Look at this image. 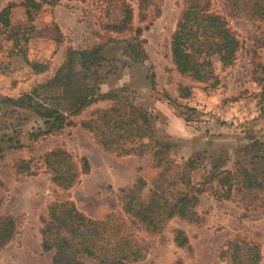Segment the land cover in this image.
Masks as SVG:
<instances>
[{
	"label": "rangeland",
	"instance_id": "1",
	"mask_svg": "<svg viewBox=\"0 0 264 264\" xmlns=\"http://www.w3.org/2000/svg\"><path fill=\"white\" fill-rule=\"evenodd\" d=\"M20 1L0 0V9L7 2ZM121 1L132 10L131 29L116 32L107 25L121 19ZM139 2L46 0L32 22L26 20L22 6L12 9L9 27L23 30L26 43L22 45V37L19 40L26 58L46 63L47 67L32 72L22 53L13 48L11 33L0 35V212H23L19 233L0 251V264H38L44 260L31 252L39 249V217L46 216L48 203L62 194L50 181L41 157L50 148L62 146L77 160L88 158V174L68 195L79 210L95 218L112 211L122 214L118 189L142 175L147 182L143 189L146 194L152 178L160 171L150 165L149 154L117 157L104 152L79 125L91 111L107 106V101L92 103L72 117L73 125L64 126L52 137L28 140L29 132L42 123L16 100L33 85L51 77L69 47L82 49L113 38L104 50L110 60L100 70L105 77L100 83L101 91L127 86L135 104L151 112L157 138L170 143L167 159L176 165L189 157L195 159L191 172L194 183L214 164L233 167L236 161H246L252 154L264 151V0H210V10L226 18L239 46L227 66L213 56L212 75L200 81L179 73L171 60L170 39L183 0H150L142 6ZM136 27L142 28L143 49L137 61L124 53L126 40ZM121 39L125 41H118ZM151 73L154 88L150 85ZM214 77L217 81L212 83ZM184 88L189 94H184ZM7 97L15 102L8 103ZM8 137L11 141H7ZM16 139L25 146L8 147ZM20 158L30 159L32 175L14 177L9 167ZM262 199L257 192H246L240 185L234 186L227 200L217 199L209 191L201 193L196 208L198 219L187 223L174 217L161 236H146L145 258L136 264H174L178 258L182 264H233L229 241H264ZM129 226H133L132 221ZM175 228L187 233L192 249L174 245Z\"/></svg>",
	"mask_w": 264,
	"mask_h": 264
},
{
	"label": "trees",
	"instance_id": "2",
	"mask_svg": "<svg viewBox=\"0 0 264 264\" xmlns=\"http://www.w3.org/2000/svg\"><path fill=\"white\" fill-rule=\"evenodd\" d=\"M45 1L7 2L0 9V35L5 31L11 33L13 48L17 47L34 73L44 71L47 64L26 58L19 40L22 37L24 45L26 37L23 30L9 27L10 15L14 7L22 6L26 20L32 22ZM149 1L140 0L139 5ZM121 11V19L108 24L107 28L116 32L131 29L132 10L125 1H121ZM54 27L60 35L59 27L56 24ZM141 33L142 28L136 27L134 34L126 40L124 53L135 61L143 52ZM112 41L113 38H108L82 49L67 48L65 58L54 74L17 98L16 101L42 123L37 130L29 132L28 140L36 142L41 137L57 134L64 126L73 125L72 117L92 103L107 101V106L91 111L79 125L104 152L117 157L149 154L150 165L159 167L160 171L152 178L146 194L143 189L147 182L142 175L129 186L118 189L122 214L112 211L95 218L79 210L68 195L89 172L88 158L82 156L77 160L62 146L44 152L41 157L45 170L57 191L62 193L48 203L46 216L39 217L41 248L53 250L50 264H136L145 258L146 236H161L168 221L174 217L187 223L198 219L199 195L205 191L217 199L227 200L234 186L240 185L246 192H257L264 203V151L252 154L246 161H236L233 167L220 168L214 164L207 175L194 183L191 172L196 165L195 159L189 157L182 165L167 159L170 143L157 138L151 112L135 104L127 86L101 91L100 83L105 77L100 70L110 60L104 50ZM238 46L239 41L226 18L210 10V0H183L170 39L171 60L179 73L195 80H206L213 72L211 58L215 56L221 65L227 66L233 62ZM149 76L154 88V73ZM216 81L217 77H214L212 83ZM184 89V94H189V90ZM164 96L170 100L168 94L164 93ZM5 101L11 103L15 99L7 97ZM7 141H11L9 137ZM24 146L18 139L8 145L12 148ZM2 153L0 146V155ZM10 167L16 176L34 173L30 159L20 158ZM22 218L21 210L0 212V251L17 236ZM172 241L176 247L192 249L187 233L181 228L174 229ZM227 244L233 264H264V241L232 240ZM174 264H182V260L178 258Z\"/></svg>",
	"mask_w": 264,
	"mask_h": 264
},
{
	"label": "crops",
	"instance_id": "3",
	"mask_svg": "<svg viewBox=\"0 0 264 264\" xmlns=\"http://www.w3.org/2000/svg\"><path fill=\"white\" fill-rule=\"evenodd\" d=\"M47 137H52V135L50 136H47ZM11 169V167H9ZM12 171V169H11ZM13 173V171H12ZM88 174V173H87ZM14 177L16 178H20V177H23V176H16L14 173H13ZM47 205V204H46ZM39 237H40V240H38V244H37V247L39 249H37V251H31L33 254L35 255H38L39 256H43L44 260L41 262V260H39L38 264H50V261H51V256L53 254V250H48V251H43L42 248H41V233L39 232ZM42 253V254H41ZM37 257V256H36Z\"/></svg>",
	"mask_w": 264,
	"mask_h": 264
}]
</instances>
